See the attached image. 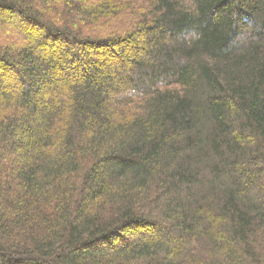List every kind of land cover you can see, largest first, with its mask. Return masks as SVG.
I'll return each instance as SVG.
<instances>
[{
  "label": "trees",
  "instance_id": "obj_1",
  "mask_svg": "<svg viewBox=\"0 0 264 264\" xmlns=\"http://www.w3.org/2000/svg\"><path fill=\"white\" fill-rule=\"evenodd\" d=\"M0 264H264V0H0Z\"/></svg>",
  "mask_w": 264,
  "mask_h": 264
},
{
  "label": "rangeland",
  "instance_id": "obj_2",
  "mask_svg": "<svg viewBox=\"0 0 264 264\" xmlns=\"http://www.w3.org/2000/svg\"><path fill=\"white\" fill-rule=\"evenodd\" d=\"M130 232V231H129Z\"/></svg>",
  "mask_w": 264,
  "mask_h": 264
}]
</instances>
